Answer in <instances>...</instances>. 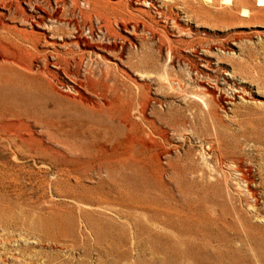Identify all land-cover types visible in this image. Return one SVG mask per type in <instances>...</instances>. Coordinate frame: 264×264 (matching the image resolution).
I'll return each mask as SVG.
<instances>
[{
    "label": "rangeland",
    "instance_id": "rangeland-1",
    "mask_svg": "<svg viewBox=\"0 0 264 264\" xmlns=\"http://www.w3.org/2000/svg\"><path fill=\"white\" fill-rule=\"evenodd\" d=\"M18 4L41 5L61 47L21 36L40 30ZM1 13L0 53L33 68L0 58V264H264V0ZM52 55L94 81V103L65 96L62 75L51 90Z\"/></svg>",
    "mask_w": 264,
    "mask_h": 264
},
{
    "label": "bare ground",
    "instance_id": "bare-ground-1",
    "mask_svg": "<svg viewBox=\"0 0 264 264\" xmlns=\"http://www.w3.org/2000/svg\"><path fill=\"white\" fill-rule=\"evenodd\" d=\"M11 5V4H10ZM41 6V5H40ZM40 6L38 7L37 5L34 7V10L31 12V10L30 11H26L20 4H18L17 5V14H18V16H20L21 17V19L22 20H24L25 21V23H26V21H28L29 22V24H30V26L31 27H36V28H38L39 30H40V32H35V31H33V30H31V31H28V30H25V29H18V31L20 32V35L22 36H26L25 38H29V37H36V38H39V37H42V38H44L45 39V41H46V43L47 44H49V45H53V44H57L58 46L60 45V47H61V44L60 43H58V42H56V39H55V36H54V34L52 33L53 31L51 30H49V28H46V27H40V25H43L44 26V24H43V21L44 20H46V19H49V15H48V13L47 12H45L44 11V9H41L40 8ZM1 15V17L3 16V14L1 13L0 14ZM54 15L56 16V15H58V10H55V12H54ZM15 29V28H14ZM9 30V29H8ZM16 30V29H15ZM33 39V38H32ZM48 39V40H47ZM25 40V39H24ZM29 40V39H28ZM12 41V40H11ZM72 42L73 43H75L74 45H78L79 47H80V49L82 50V52H87V54H89L88 52H90V51H95L96 52V50L99 48L98 46H95V45H93L92 43H90L89 41H87L86 40V38L84 39L83 37H81V36H79V35H76V36H74L73 37V39H72ZM62 43V42H61ZM46 44V45H47ZM2 45V44H1ZM63 45V44H62ZM11 46V45H10ZM29 46V45H28ZM52 47V46H51ZM3 49V48H2ZM12 49H13V46H12ZM17 52V51H16ZM23 53V52H22ZM5 54H7V53H5ZM20 55V54H19ZM10 56V55H9ZM0 58L1 59H6V60H8L9 61V63H10V61L11 62H14L16 65H18L19 67H21V68H23V69H25V70H27V71H31L32 70V62L30 61V62H27V61H24V60H20L19 58H13V57H7V55L5 56L4 54H1L0 53ZM32 58V57H31ZM1 59H0V61H1ZM61 59L62 58H59V56H54L53 57V55L52 56H49V59L47 60V63H46V65L43 67V69H40V70H38V74L39 75H41V77H44V80H45V83H46V81L48 82L47 84H49L50 86H51V90L52 91H54L55 93L57 92V93H59V94H64L59 88H58V86H62V84H63V81H62V79L60 78L61 77V75H62V77H64V78H67L68 80H70L71 82H72V86H71V88L73 89V92L75 93V94H72L71 92L70 93H65V96H68V97H72L71 99L72 100H74L75 101V99H76V101L77 102H81V103H85V104H92V103H94V99H92L89 95H88V93L86 94L85 92V90H84V86H86V85H90L91 87H92V85H94L93 83H94V81L90 78V77H88V76H85L84 75V77L83 78H80L79 77V75H78V70H76V69H71L68 65H66V66H64L63 65V63L61 62ZM29 60V59H28ZM82 60V59H81ZM5 61V60H4ZM65 61V60H64ZM4 63V62H3ZM66 63V62H65ZM64 63V64H65ZM67 64V63H66ZM70 64V63H69ZM13 65V64H12ZM80 67V66H79ZM16 68H17V66H16ZM19 69V68H18ZM2 70V69H1ZM0 70V71H1ZM25 70H23V71H25ZM22 71V70H21ZM34 71H35V69H34ZM33 73V72H32ZM35 73H37L36 71H35ZM106 73V72H105ZM1 74V73H0ZM22 74V73H21ZM30 74V73H29ZM57 76L56 78H54L53 79V81H56V85L55 84H53V82H51V81H49L50 79L48 78V77H46V76ZM77 77V79H76V81L74 82V81H72L71 80V78L70 77ZM12 77V76H11ZM13 78V77H12ZM16 78V77H15ZM51 78V77H50ZM99 81V80H98ZM98 83V82H97ZM96 83V84H97ZM43 84V83H42ZM104 85V84H103ZM105 85H106V83H105ZM104 85V86H105ZM49 86V87H50ZM102 86V85H101ZM95 87H97V86H95ZM110 87V86H109ZM70 88V89H71ZM22 89V88H21ZM102 89H103V87H102ZM105 89V88H104ZM90 90V89H89ZM105 90H107V89H105ZM112 91V90H111ZM103 92V91H102ZM105 92H107L108 93V91H105ZM56 93V94H57ZM102 94H105V93H102ZM106 95V94H105ZM67 97V98H68ZM66 98V97H65ZM53 99V98H52ZM70 99V98H69ZM69 99L67 100V102L69 101ZM65 100V101H66ZM28 101V100H27ZM73 101V102H74ZM76 101H75V104H76ZM38 102V101H37ZM36 102V103H37ZM51 102V101H50ZM71 102V101H70ZM108 102H110V101H108ZM96 103V102H95ZM84 104V105H85ZM71 105V104H70ZM98 105H99V103H98ZM98 105H96V106H98ZM32 106V105H31ZM86 106H88V105H86ZM85 106V107H86ZM82 107V106H81ZM84 107V108H85ZM89 107V106H88ZM87 107V108H88ZM92 107V106H91ZM86 108V109H87ZM98 108V107H97ZM104 108V107H103ZM38 109V108H37ZM98 109H101V108H98ZM85 110V109H84ZM22 111V110H21ZM26 111V110H25ZM52 111V110H51ZM39 112V111H38ZM11 114V113H10ZM13 119V118H12ZM76 119V118H75ZM15 120V119H14ZM44 124V123H43ZM128 125H130V124H128ZM152 127V126H151ZM3 128V127H2ZM152 129V128H151ZM143 133L144 132H142L141 134H142V136H144L145 137V135H143ZM156 133V132H155ZM15 134V133H14ZM139 135H140V133H139ZM150 135V134H149ZM141 136V137H142ZM148 137V136H147ZM151 137V136H150ZM143 138V137H142ZM151 138H153V137H151ZM31 139V138H30ZM33 139V138H32ZM52 139V138H51ZM148 139V138H147ZM150 140V139H149ZM149 140H148V142L145 144V148H146V150L151 154V155H154V156H156V157H158L159 156V153H158V150H157V146H155V145H153V144H150L149 143ZM1 141V140H0ZM27 141V140H26ZM23 142V141H22ZM157 145V144H156ZM28 146V145H27ZM159 148V147H158ZM143 150H144V147H143ZM145 151V150H144ZM35 152V151H34ZM161 154V153H160ZM154 156H153V158H154ZM161 156V155H160ZM159 156V157H160ZM152 157V156H151ZM159 162V161H158Z\"/></svg>",
    "mask_w": 264,
    "mask_h": 264
}]
</instances>
